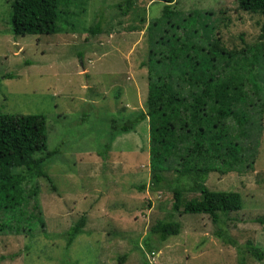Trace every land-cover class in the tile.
I'll return each instance as SVG.
<instances>
[{"label":"rangeland","instance_id":"374dc122","mask_svg":"<svg viewBox=\"0 0 264 264\" xmlns=\"http://www.w3.org/2000/svg\"><path fill=\"white\" fill-rule=\"evenodd\" d=\"M123 1L69 0L60 6L59 32L14 35L11 0H0V115H45L47 149H59L44 167L55 187L39 176L37 198L25 208L40 214L43 223L32 220L30 231L25 222L20 232L0 231V264H143L145 259L151 264H240L242 259L264 264L245 245L250 240L264 250V220H259L264 216V114L253 118L243 140L251 166L210 172L205 181L211 190L238 191L240 210L227 213L225 224H215L208 214L175 213L179 234L164 241L151 235L154 253L143 240L171 211L172 189L180 187L185 198L199 192L190 189V179L177 182L172 171L164 172L158 190L151 189L146 120L111 139L106 159L97 153L111 137L113 119L120 124L144 109L148 67L143 63L153 43L164 47L162 40L176 34L181 44L186 29L206 22L210 37L241 50L243 42L258 41L264 13L240 9L236 0H174L168 17L162 1L134 0L123 14L116 7ZM98 20L101 33L93 35L88 29ZM204 36L190 39L203 44ZM81 215L83 233L68 244L67 233ZM218 227L237 245L217 237Z\"/></svg>","mask_w":264,"mask_h":264},{"label":"trees","instance_id":"16d2710c","mask_svg":"<svg viewBox=\"0 0 264 264\" xmlns=\"http://www.w3.org/2000/svg\"><path fill=\"white\" fill-rule=\"evenodd\" d=\"M68 1L11 0L12 33L59 32L60 6ZM158 1L163 2V12L172 16L169 8L174 0ZM236 1L240 9L264 13V0ZM133 2L124 0L116 7L126 14ZM198 15L196 12L187 18L193 20ZM161 20L157 18L155 22ZM207 26L202 22L185 28L186 36L181 44L178 35L173 34L170 39L162 40L164 47L156 46L157 43L150 46L148 59L143 63L148 67L144 109L125 117L120 124H115L117 120L113 119L109 141L97 150L106 159L116 135L127 133L146 120L151 189L158 190L166 180L164 172L172 171L177 182L190 179L193 182L190 189L199 192L197 196L185 198L180 187L172 189L171 211L150 227L148 237L143 240L150 253H154L149 243L151 235L164 241L179 234L181 223L174 219L175 213L208 214L215 224H225L226 214L242 207L238 191L211 190L205 181L210 172H242L253 162L246 154L243 140L248 137L253 118L264 114V73L261 71H264V22L260 25L258 41L243 42L241 50L221 45L218 38L209 36L211 30ZM88 30L93 35L101 33V21ZM200 33H205V43L197 44L190 39ZM158 64L162 65L161 70ZM46 139L45 115H0V231L20 232L24 228L20 222H25L30 231L32 220L43 223L40 214L27 213L25 208L30 199L37 198L39 189L35 180L39 176L55 187L44 167L45 161L59 149L48 150ZM144 188V184L139 185L140 190ZM37 208L36 201L33 210ZM259 220H264V216ZM84 224L85 216L81 215L67 233L68 244L83 233ZM215 235L223 242L237 245L222 227L215 230ZM245 245L254 258L264 259V250L252 241L247 240ZM143 264L151 263L145 259ZM240 264H244L243 259Z\"/></svg>","mask_w":264,"mask_h":264}]
</instances>
